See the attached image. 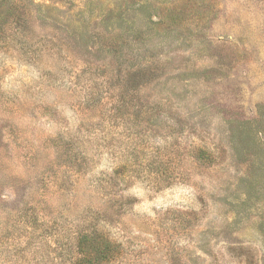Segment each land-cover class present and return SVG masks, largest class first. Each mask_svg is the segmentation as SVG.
Segmentation results:
<instances>
[{
	"label": "rangeland",
	"instance_id": "obj_1",
	"mask_svg": "<svg viewBox=\"0 0 264 264\" xmlns=\"http://www.w3.org/2000/svg\"><path fill=\"white\" fill-rule=\"evenodd\" d=\"M90 232L100 264H264V0H0V264Z\"/></svg>",
	"mask_w": 264,
	"mask_h": 264
},
{
	"label": "trees",
	"instance_id": "obj_2",
	"mask_svg": "<svg viewBox=\"0 0 264 264\" xmlns=\"http://www.w3.org/2000/svg\"><path fill=\"white\" fill-rule=\"evenodd\" d=\"M97 234V233H95ZM93 233H85L83 234L81 237H80V240H79V243H78V247H79V251L80 252H84L86 251V254L87 256L92 259V262H90V259L88 260V262H85V260H79L76 264H93V261H99L98 264L102 263V262H105L106 259L108 258L106 253L104 252L105 250L104 249H101V248H93L92 245H94L95 243V238L96 237H100L98 235H95ZM90 236H93L92 238ZM91 238V239H89ZM88 240H91L92 242H94L93 244H90L91 247H89V244H87ZM85 243L87 245H85ZM110 243V241H109ZM99 244V243H98ZM84 254V253H83Z\"/></svg>",
	"mask_w": 264,
	"mask_h": 264
}]
</instances>
